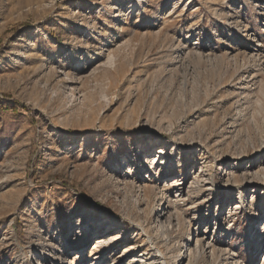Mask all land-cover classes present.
I'll return each mask as SVG.
<instances>
[{"label": "rangeland", "instance_id": "rangeland-1", "mask_svg": "<svg viewBox=\"0 0 264 264\" xmlns=\"http://www.w3.org/2000/svg\"><path fill=\"white\" fill-rule=\"evenodd\" d=\"M144 145L167 153L166 181L211 186L176 199ZM263 215L264 0H0V264H89L82 230L109 219L155 264H264Z\"/></svg>", "mask_w": 264, "mask_h": 264}, {"label": "bare ground", "instance_id": "bare-ground-1", "mask_svg": "<svg viewBox=\"0 0 264 264\" xmlns=\"http://www.w3.org/2000/svg\"><path fill=\"white\" fill-rule=\"evenodd\" d=\"M155 148L156 147H154V145H149V146L144 145L142 149L139 151V156L145 159L143 161L144 165H147V167L155 171L154 173L156 178L159 177L160 179L165 180L163 181V188L168 189V187L170 186L175 189L176 192L175 195H173V197L175 196L176 199L181 198L183 196L184 190L190 186L196 187L198 185H201L205 189H208L211 186L210 180H207L208 178L207 179L204 178L206 175L203 174L201 176L199 175V172L194 173V171L193 172L188 171L186 174H182L180 179L175 178L169 182L166 181L167 176H164L167 173L166 170L170 171L172 170V167L169 164H167V161L169 160L167 153L160 148H156V149ZM256 170H254L253 168L246 173L244 179L242 177L243 185L253 186V188L249 190V193H251V195L253 194L252 197L254 198H258L259 187L261 185L260 184L261 179L259 180V178L255 177L257 172ZM131 172L132 169L129 168L124 171L125 174H129V173L131 174ZM229 190H230L229 196H231L230 194H232V189L229 188ZM142 191L144 194L150 192L148 187L147 188L145 187ZM237 194L239 195V193ZM170 196L172 195L169 194L167 196L165 205L160 204L158 208L154 210V212L158 214L157 222L160 223L163 228H165L162 230L164 234L169 231L171 225L173 227L176 223H178L176 222L178 218L176 217L174 212H171V202H173L174 200L171 201ZM209 198L207 200H209ZM228 201L229 198L226 200V202ZM246 201L247 198L245 197L243 205L250 207L251 205L249 206V203ZM226 202L223 203L222 206H220L221 214L224 215L221 218V220L231 218L232 214H236V212H238L242 208L240 195L235 198V203L233 202L226 203ZM250 208L252 210L254 209V207H250ZM225 209L226 212H224ZM261 221H263V225L260 227L259 230L261 233H263L264 215L261 217ZM203 224H206V226L202 228ZM214 225L216 224L212 223V221L209 218L200 217L199 220L195 223V227H193L192 237L195 238L196 246L201 248L203 251L205 249V251L208 250L210 252L214 247V246L212 247V235L214 233V230H216ZM82 233L84 234L86 240L89 241V243H93L92 250L93 252H95V254L92 255L93 258L91 259V262L89 264H155V259H154L155 257L154 258L151 257L152 255L148 257L145 252L141 251L138 247L133 245L132 242L134 241L129 240L130 237H128L125 232L123 233L119 232L118 224L115 223L114 220L109 219L107 221L100 222V224L97 223L87 224V226L83 228ZM115 244H116V248L118 249L113 250L112 246ZM81 246L82 244H79L77 247L73 249L76 252L74 256H76L77 253H80ZM260 250L261 249L259 248L258 251ZM34 260L37 263L38 261L40 262L44 261L46 262V264H55L53 258L49 257L47 254L46 255L44 254V256H42L41 258L36 257Z\"/></svg>", "mask_w": 264, "mask_h": 264}, {"label": "trees", "instance_id": "trees-1", "mask_svg": "<svg viewBox=\"0 0 264 264\" xmlns=\"http://www.w3.org/2000/svg\"><path fill=\"white\" fill-rule=\"evenodd\" d=\"M3 97L7 99V96H3ZM22 107H23V106H22Z\"/></svg>", "mask_w": 264, "mask_h": 264}]
</instances>
